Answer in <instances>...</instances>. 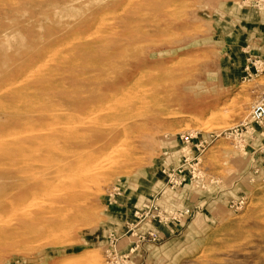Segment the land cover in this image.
Here are the masks:
<instances>
[{
    "label": "rangeland",
    "instance_id": "obj_1",
    "mask_svg": "<svg viewBox=\"0 0 264 264\" xmlns=\"http://www.w3.org/2000/svg\"><path fill=\"white\" fill-rule=\"evenodd\" d=\"M254 56L264 0H0V264H264Z\"/></svg>",
    "mask_w": 264,
    "mask_h": 264
},
{
    "label": "built area",
    "instance_id": "obj_2",
    "mask_svg": "<svg viewBox=\"0 0 264 264\" xmlns=\"http://www.w3.org/2000/svg\"><path fill=\"white\" fill-rule=\"evenodd\" d=\"M250 65H247L244 69L246 72V76L250 77L252 75H258L262 72H264V58H254L250 60ZM250 123L258 124L262 130L264 131V89L261 91V94L259 95L258 99L250 108L249 113V121L240 123L238 126L233 128L232 133L235 135H238V131H247L248 125ZM182 139L186 144L193 143V135L192 134H183ZM207 144L206 139L200 140L196 146L198 148L204 149V147ZM175 184L177 183L176 180H172ZM174 186V185H173ZM190 214L189 209L181 210L179 213V216H188ZM175 218V216H173Z\"/></svg>",
    "mask_w": 264,
    "mask_h": 264
},
{
    "label": "crops",
    "instance_id": "obj_3",
    "mask_svg": "<svg viewBox=\"0 0 264 264\" xmlns=\"http://www.w3.org/2000/svg\"><path fill=\"white\" fill-rule=\"evenodd\" d=\"M255 57H257V56H254L253 59H254ZM257 58H259V56H258ZM260 58H261V57H260ZM251 60H252V59H251ZM258 134H259V135H262V133H260V131L257 130V132H256V134H255V137L253 138V143H257L258 140H261V141L264 142V136H263V137L260 136V137H261V138H260V137H258ZM164 232H165V234H164ZM167 233H168L167 230H165V231L163 230V235H167Z\"/></svg>",
    "mask_w": 264,
    "mask_h": 264
},
{
    "label": "bare ground",
    "instance_id": "obj_4",
    "mask_svg": "<svg viewBox=\"0 0 264 264\" xmlns=\"http://www.w3.org/2000/svg\"><path fill=\"white\" fill-rule=\"evenodd\" d=\"M37 65V64H36ZM76 96V95H75ZM64 97H62V99H63ZM69 98V97H68ZM72 101H74V100H72ZM75 103V102H74Z\"/></svg>",
    "mask_w": 264,
    "mask_h": 264
}]
</instances>
